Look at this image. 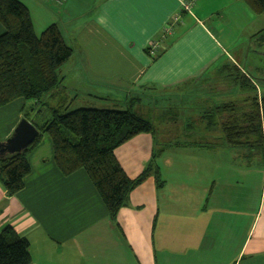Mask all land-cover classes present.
<instances>
[{
	"label": "crops",
	"instance_id": "1",
	"mask_svg": "<svg viewBox=\"0 0 264 264\" xmlns=\"http://www.w3.org/2000/svg\"><path fill=\"white\" fill-rule=\"evenodd\" d=\"M19 1L36 34L56 24L74 49L78 73L62 69L72 104L76 86L90 100L116 103L112 88L150 91L168 101L167 112L145 115L141 107L134 110L139 99L132 98L134 112L154 124L166 122L164 127L184 119L181 132L188 136L197 134L193 120L205 119L206 141L180 146L185 143L174 139L163 146L157 160L163 187L148 177L113 222L87 173L64 176L43 135L28 155L24 188L8 196L0 182V232L10 226L26 238L32 264H264L262 155L226 146L218 126L209 123L216 106L248 96L233 76L247 73L239 61L248 59L250 46L247 52L242 47L247 40L264 48V14L243 0H196L192 13H183L181 24L162 39L184 0ZM4 32L0 24V36ZM160 39L154 57L147 49ZM76 78L81 83L73 84ZM185 104L194 108L184 112L179 107ZM23 106L19 100L0 107V142L23 119ZM154 144L152 135L141 134L115 150L128 177L142 173Z\"/></svg>",
	"mask_w": 264,
	"mask_h": 264
},
{
	"label": "trees",
	"instance_id": "2",
	"mask_svg": "<svg viewBox=\"0 0 264 264\" xmlns=\"http://www.w3.org/2000/svg\"><path fill=\"white\" fill-rule=\"evenodd\" d=\"M243 1L256 15L264 14V0ZM0 24L5 29L0 36V107L22 100L23 118L40 131L39 139L24 153L0 157V182L7 195L24 188L31 173L28 155L43 135L50 138L54 162L64 176L79 170L87 173L113 222L129 204L133 190L148 177L154 175L157 187L162 188L157 160L168 144L158 142L153 120L131 107L71 110L75 96L64 90L62 69L74 49L59 27L52 24L37 35L29 9L19 0H0ZM259 35L264 40V30ZM237 72L232 75L235 85L248 96L216 106L209 123L218 126L226 146L258 151L264 161V94L259 92L256 78ZM49 100L56 104L50 105ZM141 134L152 135L155 148L142 173L131 179L115 150ZM0 264H32L29 241L10 226L0 232Z\"/></svg>",
	"mask_w": 264,
	"mask_h": 264
},
{
	"label": "rangeland",
	"instance_id": "3",
	"mask_svg": "<svg viewBox=\"0 0 264 264\" xmlns=\"http://www.w3.org/2000/svg\"><path fill=\"white\" fill-rule=\"evenodd\" d=\"M185 14H187V13H185ZM182 16H183V14L180 15V18L177 21V23L175 24L174 28L177 27L179 24H181ZM194 16H195V14H194ZM37 34L39 35L40 33L37 32ZM246 42H247V43H245L246 46H244L245 44H243L242 47L245 49V52H247V48L250 46L249 47L250 53L247 56L248 59L245 60L242 58V56H240L239 61H241L240 63L242 64V68L247 72L245 74H250L252 77L256 78V80L258 81L259 86H260L259 92L264 93V55H262V57H260L257 54L260 52L264 53V48L263 47L261 48L259 46V44H257L256 42H253L252 44L249 43V40H247ZM239 50L241 51V49H239V47H236L232 50V53L234 54L235 59H238V57H239V54H238ZM74 60H75V55L72 56V58L66 63V65L64 67V71L67 75L72 74L73 76H75L79 71L78 66H77L78 64L77 63L74 64ZM250 66L253 67V69H251ZM256 67L261 69L260 73L256 72V70H255ZM67 83H69V84H67L68 87H70V85H72V83H70V81H67ZM76 83H81V78H80V80H79V78H76L75 81H73V84H76ZM79 85H81V84H79ZM75 89H77L79 91L78 92L79 96L77 97V100L71 105V110L78 109V108H89V107L126 110V109L130 108L129 101L132 98L139 99L134 110L137 111L139 109V107H141L142 110L143 109L146 110L145 115L150 113V115L152 116V115H156V112H158L159 113L158 117H159L163 114V112H167L168 108L170 107V104L169 105L166 104L168 102L166 99L162 100V98H161V100H159V99L156 100V97L150 91H146V90L140 91L139 89H135V88H127V86H119L116 88V90L114 88H112V91H115V93H113V95H115V97H118L117 103L116 102L90 100L89 98L85 97V95H84L85 90L81 89V86H78V87L76 86ZM103 89H106V88H103ZM69 91H71V89H69ZM70 93H71V97H74L73 96L74 93L73 92H70ZM49 102H50L49 104L52 106H54L56 104V101H54V100H49ZM140 103H142V105H140ZM192 107L194 108V106L192 104H185L183 106H180L179 108H181L182 111L186 112L189 110V108H192ZM45 115L46 114H43L42 118H44ZM176 123H177L176 125L171 123V125H168V127H164V125L167 124L166 122H164V123H156L155 122L156 132H157V140L161 145H164V144L169 143V142H173V141H175L174 139H178L179 142L185 143V144H180V146L186 145V143H197V142L202 143V142L206 141L204 132L201 133V131H204V127L206 124L205 119L196 118V120H193V125L198 129H197V134H194V132L192 130L191 131L192 134L190 136L185 135L184 133L182 134V132H181L182 131V125H185L184 119L178 118ZM164 131H168V133L166 132V135L165 134L163 135ZM44 137L48 138L47 135H44ZM214 146H217V144H214ZM154 148H155V144H154ZM154 148H153V150H154ZM148 163L149 162L146 163L145 167L147 166Z\"/></svg>",
	"mask_w": 264,
	"mask_h": 264
},
{
	"label": "water",
	"instance_id": "4",
	"mask_svg": "<svg viewBox=\"0 0 264 264\" xmlns=\"http://www.w3.org/2000/svg\"><path fill=\"white\" fill-rule=\"evenodd\" d=\"M40 137V131L27 119L23 118L12 135L0 142V157L24 153Z\"/></svg>",
	"mask_w": 264,
	"mask_h": 264
},
{
	"label": "built area",
	"instance_id": "5",
	"mask_svg": "<svg viewBox=\"0 0 264 264\" xmlns=\"http://www.w3.org/2000/svg\"><path fill=\"white\" fill-rule=\"evenodd\" d=\"M57 4H63L66 2V0H54ZM195 2L196 0H184L182 2V8H181V12L179 15H177L176 17L173 18V21H171L170 24H168L164 31H163V38H165L167 35L171 34L173 32V29H174V26L175 24L177 23V21L179 20L180 18V15L183 14V13H192V9L195 5ZM162 39H160L159 41L157 42H152L150 47L148 48L149 50V53L152 55V56H156L157 54V51L159 50L160 48V42L162 41Z\"/></svg>",
	"mask_w": 264,
	"mask_h": 264
}]
</instances>
